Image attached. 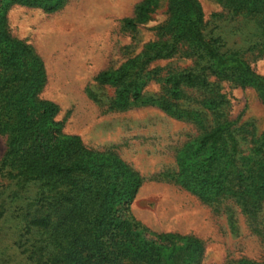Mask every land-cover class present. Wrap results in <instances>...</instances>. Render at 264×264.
Here are the masks:
<instances>
[{"label": "trees", "instance_id": "1", "mask_svg": "<svg viewBox=\"0 0 264 264\" xmlns=\"http://www.w3.org/2000/svg\"><path fill=\"white\" fill-rule=\"evenodd\" d=\"M64 2L0 0V5L2 10L16 4L51 13ZM154 3L136 5L122 28L143 24ZM169 6L166 37L118 70L99 73L95 81L116 87V103L123 109L152 105L171 116L199 121L201 133L177 157L175 181L206 205L230 198L255 215L264 204V132L256 135L252 125L236 126L225 118L226 102L217 82L253 88L264 106V76L244 59L245 53L264 56V0L226 2L233 19L251 24L244 51L227 49L222 38L204 33L199 0H169ZM176 56L190 59L193 66L167 73L163 97L144 98L146 64ZM44 83L42 63L29 46L7 34L1 18L0 135L7 136L8 149L0 176L40 183L39 215L26 227L39 237L31 255L39 264H201L204 249L197 238L153 234L135 221L130 205L140 178L113 153L94 152L79 137L62 134L61 123L54 120L58 107L37 97ZM186 101L202 111L183 110L180 103ZM206 117L212 119L207 127Z\"/></svg>", "mask_w": 264, "mask_h": 264}, {"label": "rangeland", "instance_id": "2", "mask_svg": "<svg viewBox=\"0 0 264 264\" xmlns=\"http://www.w3.org/2000/svg\"><path fill=\"white\" fill-rule=\"evenodd\" d=\"M142 1L65 0L51 13L16 4L2 10L0 5V19L7 34L29 46L42 63L45 83L37 97L58 107L54 120L61 123V133L79 137L94 152L113 153L138 175L141 185L130 205L135 221L153 234L197 238L204 249L201 264H264V204L255 215L230 198L209 206L175 181L177 157L201 133L199 121L171 116L152 105L123 109L116 103V87L95 81L99 73L118 70L147 45L166 37L169 0H155L148 20L137 28H122V20L132 18ZM199 2L204 33L222 38L227 49L244 51L251 24L231 17L226 7L231 0ZM244 59L264 76V56L245 53ZM191 66L190 59L178 56L147 63L142 96L163 97L167 73ZM217 84L226 102L225 118L236 126L252 125L256 135L263 133L264 106L258 92L224 80ZM180 105L202 111L191 101ZM205 119L204 126L212 124L210 117ZM7 149L8 138L0 135V163ZM40 188L38 182L0 176V264H39L31 255L39 237L27 233L26 227L39 215Z\"/></svg>", "mask_w": 264, "mask_h": 264}]
</instances>
